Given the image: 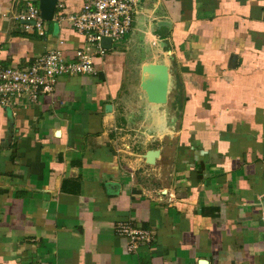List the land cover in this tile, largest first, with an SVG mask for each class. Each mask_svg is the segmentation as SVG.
Returning a JSON list of instances; mask_svg holds the SVG:
<instances>
[{
  "label": "crops",
  "instance_id": "1",
  "mask_svg": "<svg viewBox=\"0 0 264 264\" xmlns=\"http://www.w3.org/2000/svg\"><path fill=\"white\" fill-rule=\"evenodd\" d=\"M28 2L0 0V64L73 58L68 20L16 21ZM96 49L95 72L0 106V264H264V0H138L132 30ZM121 223L152 241L129 251Z\"/></svg>",
  "mask_w": 264,
  "mask_h": 264
},
{
  "label": "built area",
  "instance_id": "2",
  "mask_svg": "<svg viewBox=\"0 0 264 264\" xmlns=\"http://www.w3.org/2000/svg\"><path fill=\"white\" fill-rule=\"evenodd\" d=\"M137 4L138 0H85L77 13L55 14L54 18L59 22L66 19L71 23L84 39V47L76 49L70 59L56 48L33 58L24 66L0 64V106L14 109L27 106L42 93L52 95L60 76L95 72V53L90 51L91 47H96V51L103 54L108 49L101 45L103 37H111L113 43L124 38L132 30ZM15 19L27 29L36 28L41 35L45 32V19L40 8L32 2H28L26 10L17 14ZM117 231L128 237L131 252L152 241L149 230L132 223L119 224Z\"/></svg>",
  "mask_w": 264,
  "mask_h": 264
},
{
  "label": "water",
  "instance_id": "3",
  "mask_svg": "<svg viewBox=\"0 0 264 264\" xmlns=\"http://www.w3.org/2000/svg\"><path fill=\"white\" fill-rule=\"evenodd\" d=\"M39 8L41 15L45 20H52L55 15L56 6L58 0H39ZM101 45L105 48L110 49L113 45L111 37H103ZM162 72V77L158 79L159 86H156L155 82L152 80L147 81V88L150 91L151 98L154 101H158L159 104L167 102V92H168V82H169V72L167 66L163 64H151ZM162 68V69H161ZM264 204V200H263ZM200 264H208L207 260H201Z\"/></svg>",
  "mask_w": 264,
  "mask_h": 264
},
{
  "label": "bare ground",
  "instance_id": "4",
  "mask_svg": "<svg viewBox=\"0 0 264 264\" xmlns=\"http://www.w3.org/2000/svg\"><path fill=\"white\" fill-rule=\"evenodd\" d=\"M152 69L156 72L157 70H159V69H157L156 67H152ZM162 69V68H161ZM160 71V70H159ZM162 72L160 71V75L157 77V78H154V79H149V80H152V81H156L155 82V84H156V86H159L160 85V83H158L157 81H158V79H160V77H162ZM148 81V80H147ZM146 91H147V93H148V96H149V99H150V101H153V102H156V103H159L158 101H154V99H152L151 98V95H150V91L148 90V88H147V82H146Z\"/></svg>",
  "mask_w": 264,
  "mask_h": 264
}]
</instances>
